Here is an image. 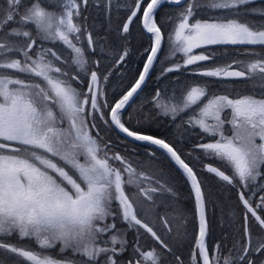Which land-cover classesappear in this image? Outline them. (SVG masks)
<instances>
[{"label": "snow or ice", "instance_id": "obj_1", "mask_svg": "<svg viewBox=\"0 0 264 264\" xmlns=\"http://www.w3.org/2000/svg\"><path fill=\"white\" fill-rule=\"evenodd\" d=\"M0 264H264V0H0Z\"/></svg>", "mask_w": 264, "mask_h": 264}, {"label": "rangeland", "instance_id": "obj_2", "mask_svg": "<svg viewBox=\"0 0 264 264\" xmlns=\"http://www.w3.org/2000/svg\"><path fill=\"white\" fill-rule=\"evenodd\" d=\"M208 162H212V161H208ZM214 164V166H220L218 164H215V162H212ZM186 194V193H185Z\"/></svg>", "mask_w": 264, "mask_h": 264}, {"label": "trees", "instance_id": "obj_3", "mask_svg": "<svg viewBox=\"0 0 264 264\" xmlns=\"http://www.w3.org/2000/svg\"><path fill=\"white\" fill-rule=\"evenodd\" d=\"M250 220H251V218H250Z\"/></svg>", "mask_w": 264, "mask_h": 264}]
</instances>
